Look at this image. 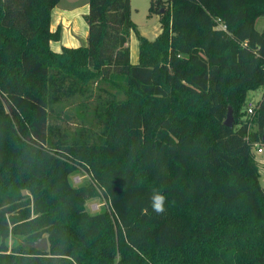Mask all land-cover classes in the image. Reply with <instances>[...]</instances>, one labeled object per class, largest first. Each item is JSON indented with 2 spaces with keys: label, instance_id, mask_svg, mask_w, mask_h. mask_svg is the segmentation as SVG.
Segmentation results:
<instances>
[{
  "label": "trees",
  "instance_id": "trees-1",
  "mask_svg": "<svg viewBox=\"0 0 264 264\" xmlns=\"http://www.w3.org/2000/svg\"><path fill=\"white\" fill-rule=\"evenodd\" d=\"M61 1L0 0V264H264V93L243 120L264 88V0H152L154 40L131 0H89L88 45L57 52ZM78 102L72 131L57 119ZM80 170L95 186L72 184Z\"/></svg>",
  "mask_w": 264,
  "mask_h": 264
},
{
  "label": "rangeland",
  "instance_id": "rangeland-1",
  "mask_svg": "<svg viewBox=\"0 0 264 264\" xmlns=\"http://www.w3.org/2000/svg\"><path fill=\"white\" fill-rule=\"evenodd\" d=\"M151 1L152 0H131V8H132V21L138 26V32L140 33V35H142L143 37L149 40H154L161 32V23L158 15H153V16L150 15L149 9L151 6ZM163 1L168 2L169 0H163ZM87 3H89V0H62V3L59 8L66 7L68 11L74 12L75 10L77 11L82 10L84 6L87 7ZM67 25H68V29H66L65 30L66 32H64V38L60 42H53V44H55L53 48L56 47L57 44H60L59 47L62 50L63 49L62 46L64 45V42L70 37L76 38L78 41V46L83 47V41H84L83 36H85L86 31H88V25L86 23L85 16L70 17L64 23V26L67 27ZM257 29L259 32H262L264 30V18H260L258 20ZM131 36H132L131 45H132V49L134 50L136 46L135 42H138V38L135 32H132ZM129 45H130V41H129ZM136 49L139 56L138 46L136 47ZM263 93H264V88L249 93L246 103V109L249 108L250 105L256 106V104L261 100ZM88 106H89L88 109L90 110L96 106V103L88 102ZM82 111H84V107L81 104V102H78L76 103L75 106L73 105L68 109L67 113L69 116L61 115V119L58 118L57 122L61 123L62 126H65V128L67 127L70 130L74 131L80 125L81 118L79 113H81ZM249 116L250 115H248L246 110V114L243 116V120L249 119L250 118ZM251 129L252 130L256 129L255 123L251 125ZM259 149H262L263 151L260 153ZM253 155L259 164L260 184L264 189V146L260 144L256 145L253 149ZM71 182L73 185L77 187L89 186L91 184L94 185V181L92 180L91 175L88 174L85 170H80L74 173L71 176ZM86 208L87 211L92 214H96L108 210L109 202L106 199L105 195L103 194V191H100L99 197H95L88 200L86 204ZM18 243H23V239L12 238L9 240L10 248L17 245Z\"/></svg>",
  "mask_w": 264,
  "mask_h": 264
},
{
  "label": "crops",
  "instance_id": "crops-1",
  "mask_svg": "<svg viewBox=\"0 0 264 264\" xmlns=\"http://www.w3.org/2000/svg\"><path fill=\"white\" fill-rule=\"evenodd\" d=\"M62 1L53 9L52 11V17H51V31L52 32H55L57 31L58 29L61 30V40L64 38V32H66L65 30L68 29V25L67 27L64 26V23L65 21H67V19H69L70 17H74V16H86L88 13H89V3H87V7H83L82 10H75L74 12H70L68 11V9L66 7L64 8H59L60 5H61ZM64 26V27H62ZM88 35H89V29L88 31H86V34L84 37V41H83V47L84 46H87L88 45ZM60 40V41H61ZM59 41V42H60ZM136 46H135V49L133 50L132 49V36H131V39H130V53H131V63L136 65L139 63V56H138V52H137V49L136 47L138 46V49H139V42H135ZM55 44H51L52 46V49L54 51H57V52H61V49H60V44H57L56 47L53 48ZM63 47H67V48H78V41L76 38H73V37H70L68 38L65 42H64V45L62 46Z\"/></svg>",
  "mask_w": 264,
  "mask_h": 264
},
{
  "label": "clouds",
  "instance_id": "clouds-1",
  "mask_svg": "<svg viewBox=\"0 0 264 264\" xmlns=\"http://www.w3.org/2000/svg\"><path fill=\"white\" fill-rule=\"evenodd\" d=\"M152 210L160 215L165 212L166 196L161 191L154 189L150 197Z\"/></svg>",
  "mask_w": 264,
  "mask_h": 264
},
{
  "label": "water",
  "instance_id": "water-1",
  "mask_svg": "<svg viewBox=\"0 0 264 264\" xmlns=\"http://www.w3.org/2000/svg\"><path fill=\"white\" fill-rule=\"evenodd\" d=\"M163 12V10H162ZM227 127L233 128L234 127V118H233V111L229 109L227 119L224 123ZM264 142V137H263ZM34 247L37 248L41 252H46L49 250V243L47 238L40 239L38 242L34 244Z\"/></svg>",
  "mask_w": 264,
  "mask_h": 264
},
{
  "label": "built area",
  "instance_id": "built-area-1",
  "mask_svg": "<svg viewBox=\"0 0 264 264\" xmlns=\"http://www.w3.org/2000/svg\"><path fill=\"white\" fill-rule=\"evenodd\" d=\"M223 29H225V27H223ZM253 108L254 106L250 105V107L248 108V114L253 115ZM263 150L259 149V152L261 153Z\"/></svg>",
  "mask_w": 264,
  "mask_h": 264
}]
</instances>
